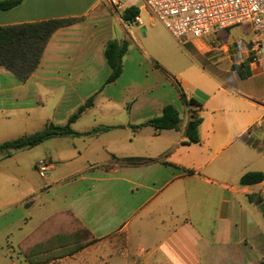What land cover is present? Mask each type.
<instances>
[{"label": "crops", "instance_id": "1", "mask_svg": "<svg viewBox=\"0 0 264 264\" xmlns=\"http://www.w3.org/2000/svg\"><path fill=\"white\" fill-rule=\"evenodd\" d=\"M21 1L0 11V26L77 21L51 35L26 80L0 66V144L47 123L65 125L89 98L92 106L71 129L95 133L0 153V161L14 160L16 166L3 169L17 176L12 184L0 171V264L264 261V179L239 184L247 173L264 175V75L248 59L251 26L174 39L183 55L172 53L161 67L153 52L162 38L145 0ZM131 7L138 13L128 22L122 17ZM110 41L128 47L121 75L105 85L110 70L103 53ZM174 83L199 107L184 105ZM166 105L179 113L177 130L138 128ZM191 113L201 119L197 144L185 136ZM132 158L152 161H120ZM39 159L52 167L43 179L36 175ZM64 211L95 243L65 254L72 243L54 246L45 228L32 235Z\"/></svg>", "mask_w": 264, "mask_h": 264}, {"label": "trees", "instance_id": "2", "mask_svg": "<svg viewBox=\"0 0 264 264\" xmlns=\"http://www.w3.org/2000/svg\"><path fill=\"white\" fill-rule=\"evenodd\" d=\"M21 2V0H2L0 1V11H9L19 6ZM137 13V9L131 7L124 11L122 18L125 21L132 22ZM76 21V19H52L20 25L0 26V66L4 67L21 81L26 80L38 67L44 48L51 35L59 28L70 26L76 23ZM127 47L126 41H110L105 45L103 55L110 70L105 85L114 83L121 75L122 58L127 52ZM174 84L184 105L199 107L192 99L187 100L179 86L176 83ZM92 101L93 99L89 98L68 118L67 123L63 126L47 123L40 131L3 142L0 144V153L6 152L9 155V151L12 150L30 149L54 137H79L95 133V129L83 134L76 133L71 129V125L87 108L92 106ZM190 118L188 125H191L192 131L188 136V143L197 144L199 143L197 127L201 123V119L196 118L192 113ZM179 123L180 117L177 109L172 105H166L162 109L160 116L145 121L138 128L148 126L155 132L160 133L161 131L177 130ZM107 129L103 128L100 130ZM120 161L127 165H138L149 163L152 160L132 158ZM187 172L190 173V171ZM263 179L264 175L262 173H247L240 178L239 184L242 186L254 185L262 182ZM43 228L46 229L50 239L55 237V240L52 242L54 246L58 243L61 244L58 246H63L62 244L65 243L73 244L69 245L65 254H74L95 243V239L91 234L69 211L59 212L51 216L32 235L35 237ZM29 239L25 241H29ZM259 264H264V261Z\"/></svg>", "mask_w": 264, "mask_h": 264}, {"label": "built area", "instance_id": "3", "mask_svg": "<svg viewBox=\"0 0 264 264\" xmlns=\"http://www.w3.org/2000/svg\"><path fill=\"white\" fill-rule=\"evenodd\" d=\"M150 15L175 40L200 39L214 31L249 24L252 40L249 62L264 75V0H145ZM51 163L39 159L35 170L40 178L51 171Z\"/></svg>", "mask_w": 264, "mask_h": 264}, {"label": "rangeland", "instance_id": "4", "mask_svg": "<svg viewBox=\"0 0 264 264\" xmlns=\"http://www.w3.org/2000/svg\"><path fill=\"white\" fill-rule=\"evenodd\" d=\"M157 25H158L157 28H158L159 35L162 38V45L157 47L154 50L153 56L155 57L154 60L156 61V63L158 65H160L161 67H163L162 64H166V65L169 64V60H171L172 53L174 54V56H176L177 55L176 52L180 53V54H182V52H181L180 48H177L179 46H172L170 41H173V43H176V41L166 32V30L160 24L157 23ZM242 27H246V26H242ZM246 29L247 30H246L245 34H247V36L248 35L251 36L252 32H251L250 28L247 26ZM247 40H250V38H248ZM30 149H32V148H30ZM2 153H4V152H2ZM5 166L12 167V166H16V164H15L14 160H10V159H4L3 161H0V171L5 172L6 175L8 177H10V179H9L10 183H12V182H14V179L17 178V176H12V168L3 169V167H5ZM24 166H26V165L24 164ZM36 175H37V177H39L38 174H36ZM16 186H20V188H21L22 183L21 184L15 183L13 188H16ZM9 189H12V188H9Z\"/></svg>", "mask_w": 264, "mask_h": 264}, {"label": "water", "instance_id": "5", "mask_svg": "<svg viewBox=\"0 0 264 264\" xmlns=\"http://www.w3.org/2000/svg\"><path fill=\"white\" fill-rule=\"evenodd\" d=\"M191 131H192L191 125H188L187 129H186L185 136L188 137L190 135Z\"/></svg>", "mask_w": 264, "mask_h": 264}]
</instances>
